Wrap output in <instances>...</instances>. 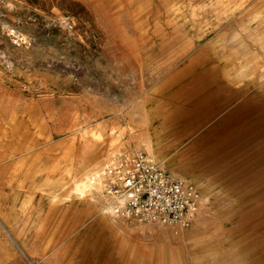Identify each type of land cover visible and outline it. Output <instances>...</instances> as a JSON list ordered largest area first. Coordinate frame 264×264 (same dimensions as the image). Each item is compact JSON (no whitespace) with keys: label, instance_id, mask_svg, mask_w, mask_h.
Returning a JSON list of instances; mask_svg holds the SVG:
<instances>
[{"label":"rangeland","instance_id":"rangeland-1","mask_svg":"<svg viewBox=\"0 0 264 264\" xmlns=\"http://www.w3.org/2000/svg\"><path fill=\"white\" fill-rule=\"evenodd\" d=\"M212 3L0 0V86L22 109L34 111L37 128L29 133L40 134L36 146L19 159L35 153L41 156L36 166L49 167L58 161L62 167L63 148L75 142L71 157L82 153L81 133L75 130L84 129L89 139L100 131L110 136L114 127H127V118L139 124V117L130 113L140 107L157 121L163 134L165 147L154 163L194 185L201 198L206 179L217 191L207 228L185 242L170 233L188 229L192 220L186 227L139 222L145 233L127 232L124 251L129 256L123 261L111 256L124 253L112 236L111 217L93 203L44 213L35 231L25 235L35 257L56 251V264H148L134 262L132 255L163 244L172 251L173 264H264V88H228L213 59L220 48L236 47L251 16L264 12V0L223 21L209 11ZM61 17L69 20L68 26L58 21ZM200 26L202 33H198ZM9 29H18L32 42L15 43ZM156 73L159 76L153 81ZM101 141L94 146V163L114 153L108 142ZM134 150L126 158L148 156ZM117 157L109 163L112 168L125 159ZM9 158L2 155L3 161ZM228 217L231 228L223 232L217 224ZM117 219L126 229L133 225V220L118 216L113 221ZM146 227L160 231L152 238L146 235ZM2 233L18 256L5 263L31 264L5 230ZM162 264H168L166 257Z\"/></svg>","mask_w":264,"mask_h":264},{"label":"bare ground","instance_id":"bare-ground-1","mask_svg":"<svg viewBox=\"0 0 264 264\" xmlns=\"http://www.w3.org/2000/svg\"><path fill=\"white\" fill-rule=\"evenodd\" d=\"M164 1L169 2L171 0ZM176 1L178 0H174V2ZM255 1L256 0H214V3L210 5L211 7L209 11L217 21H223L224 19L234 17L239 13H242L246 10L249 4ZM58 21L64 26L69 25V20L64 17L59 18ZM247 27V29H244L243 35L237 37L235 41L236 47L234 49L228 50L220 48V50L215 53L213 58L215 59V62L220 65L224 74L226 86L231 89L242 87L264 88V12L251 16V18L247 21ZM17 30L9 29V36L15 43H21L28 46V44L32 42V38ZM198 33H202L201 26L199 27ZM133 57L135 59L136 55ZM158 76V73L154 74L152 76V80L154 81L155 77ZM33 112L34 111L31 109L24 110L17 103H14L7 97L3 88L0 86V223L5 227L7 232L15 233L17 226L22 223L20 219L21 210H23L25 217H27V214L30 211H34L37 212V216H40L42 213V218L44 213H50L54 210L66 212L69 208H72L73 206L79 207L82 204H86L88 201V203L91 202L96 205V207H98L97 209L102 210V213L106 212L108 217H111V224L114 231L112 236L114 241H116L118 245L122 246L123 251L126 250L124 248L125 246L127 247V232L138 233L137 235H139L142 233L144 234L145 231L141 230L142 226L138 221L136 222L133 220V225H129L127 229L120 223V221H118V219L117 221H113L115 217H118L114 210L123 206V200L109 193V186L113 182V178L110 174L112 166L109 163L114 162L118 158L117 156L120 155H122V157L124 155L126 158V153L129 152L128 154H130V151H133L134 149L147 153L148 157L153 162H155L154 160L160 159L163 150L162 148L165 147V145L163 142L164 139H162L163 134L157 125V121L154 118H148L147 111L139 107L133 109L130 113V116L139 117V124L135 125L132 122L134 118H127L129 120L127 127H114L110 136H106L100 131L98 134L96 133L92 139H89L87 131L82 129L81 132L80 129H77L74 132L79 131L81 133V155H79L78 158L71 157V153L74 151V142L63 148L64 152L59 159L60 162H64L62 167H60V163L58 161L49 167H43L36 166L35 164L38 156H31L30 160H28V158L19 159V156L22 155V153L36 146L38 140L40 139V134L32 136L29 133V130L37 128L36 120L32 118ZM117 113L120 114L121 112L119 111ZM101 114L105 113H96V115L99 116ZM24 118H27V123ZM259 118L261 117L259 116ZM104 128L105 125L102 129ZM108 139H110V141ZM98 140H102V143L108 142L110 147L114 148V153H110L104 161L94 163L93 152L97 149L94 146L97 144ZM4 153L9 154L10 158L7 161L2 160V155H4ZM119 159L120 157L117 161ZM180 166L181 165H179V167ZM189 171L191 170L189 169ZM191 172L194 175L201 176L193 171ZM202 188L203 197H200L199 200V206L201 204L200 212L197 218L193 217L191 219L192 226L183 231L176 229L170 233L172 236H177V238L184 240L185 242H187L189 236L198 232L199 229L207 228L211 221L210 219L208 220V211L214 206L213 203L215 202L217 191L214 184L209 179H206ZM37 196L40 198L42 203L47 204L45 210H43L44 208L38 210V208L32 206L34 197ZM24 221H26V219H24ZM38 221L39 223L34 222L31 225L30 230L35 231L41 223V219ZM231 224L230 218L228 217L219 221L217 226L225 232L230 230ZM146 230L148 232L146 235H152V238L158 231H160V229L147 227ZM163 246V244L156 245L150 251L142 250V252L138 253L140 254L138 258L137 254L132 255V259L136 263L141 260H145L148 264H162L163 258L166 257L168 259V264H173L169 261L172 251ZM24 247L29 253L27 258L31 264H56V260L59 256L58 253H55L56 251L53 253L39 254V258H37L32 250H29L26 245ZM191 248L196 249L195 246H190V249ZM115 254L116 255L112 254L111 256L118 261L126 260L129 256V254L125 253V251L124 253L118 252ZM36 259L37 262L33 263L32 261Z\"/></svg>","mask_w":264,"mask_h":264},{"label":"built area","instance_id":"built-area-1","mask_svg":"<svg viewBox=\"0 0 264 264\" xmlns=\"http://www.w3.org/2000/svg\"><path fill=\"white\" fill-rule=\"evenodd\" d=\"M109 193L123 200L115 214L125 220L186 227L199 209L200 194L143 153L121 159L110 170Z\"/></svg>","mask_w":264,"mask_h":264},{"label":"crops","instance_id":"crops-1","mask_svg":"<svg viewBox=\"0 0 264 264\" xmlns=\"http://www.w3.org/2000/svg\"><path fill=\"white\" fill-rule=\"evenodd\" d=\"M31 156H35V157L38 156L37 161L40 159V154L37 155L34 153ZM28 160H30V158H28ZM35 163H36V161H35ZM32 206L38 208V210H40L41 208H44L43 210H45L47 204L42 203L40 201V198L37 196V197H34ZM41 215H42V213H41ZM41 215L37 216V212H34V211L31 212L30 211L27 214V217H25L23 210H21V218L20 219H21L22 223L19 226H17L15 233L7 232L5 227L0 223V226L2 228V229L0 228V264H6L5 261L10 259V257H13L15 255L14 248L11 247L10 243L7 240H5L4 235L2 233V230H5L6 234H8L10 236V238H12V240H14L17 243L20 252L25 257H27V255H29V253L26 251L24 246L26 245L27 248L29 250H32V251H33V248L26 244L25 235L27 236L28 234H31L34 232L33 230H30L31 225L34 222L39 223L38 220L41 219ZM24 219H26V221H24ZM6 252H7V255H3V253H6ZM15 259L18 260V256L15 255Z\"/></svg>","mask_w":264,"mask_h":264}]
</instances>
